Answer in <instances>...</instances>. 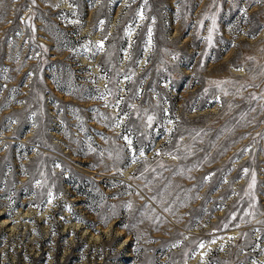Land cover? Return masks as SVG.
I'll use <instances>...</instances> for the list:
<instances>
[{
	"label": "rangeland",
	"instance_id": "1",
	"mask_svg": "<svg viewBox=\"0 0 264 264\" xmlns=\"http://www.w3.org/2000/svg\"><path fill=\"white\" fill-rule=\"evenodd\" d=\"M0 264H264V0H0Z\"/></svg>",
	"mask_w": 264,
	"mask_h": 264
},
{
	"label": "snow or ice",
	"instance_id": "2",
	"mask_svg": "<svg viewBox=\"0 0 264 264\" xmlns=\"http://www.w3.org/2000/svg\"><path fill=\"white\" fill-rule=\"evenodd\" d=\"M100 47L101 48L103 47L102 43L100 44ZM149 120H151V117L149 118ZM117 126H119V125L117 124ZM128 143H129V145H131V141L130 140L128 141ZM141 155H143V153H141Z\"/></svg>",
	"mask_w": 264,
	"mask_h": 264
}]
</instances>
